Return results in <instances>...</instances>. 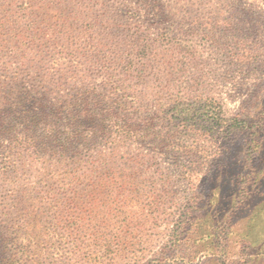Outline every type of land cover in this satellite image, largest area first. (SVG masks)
Instances as JSON below:
<instances>
[{"label":"rangeland","instance_id":"374dc122","mask_svg":"<svg viewBox=\"0 0 264 264\" xmlns=\"http://www.w3.org/2000/svg\"><path fill=\"white\" fill-rule=\"evenodd\" d=\"M27 1L32 8L24 12ZM141 2L161 9L170 21L159 24V16L152 9L144 11ZM161 33L175 35L176 45L170 48L160 43ZM18 34L30 41L28 49L17 44L22 41ZM0 40L5 47L0 48V77L8 79L24 66L36 81L30 84L25 77L13 87L1 84L0 103L10 104L20 90L40 94L48 89L51 101L63 96L69 100L71 94L85 88H95L114 99L118 95L127 102L135 93L146 107L145 118L155 125L154 132L172 144L164 148L128 142V148L119 150L139 151L146 157L144 176L149 180L139 187L163 197L157 207L133 215L146 221L141 227L132 224L125 230L131 237H142L141 241L129 240L127 247L135 250L125 257L141 255L145 262L169 259L168 264H264V245L253 244L247 236L264 199V0H0ZM143 41L154 48L146 69L139 68L138 60L131 57L133 43ZM54 55L72 57L78 64L73 65L77 70L71 81L65 73L69 65L63 66L64 72H54ZM130 59L134 62L128 74L124 66ZM142 73L144 77L139 75ZM46 78L52 86L44 85ZM173 103L179 110L192 104L197 114L183 122L177 114L154 113L160 105L164 111L165 105ZM232 117H240L241 125L231 132L227 124ZM9 144L5 140L3 147ZM5 151H11L13 157L7 163L6 154L0 151V233L11 223H32L17 209L30 213L38 207L41 226L24 232L44 240L56 205L45 198L48 165L26 158L19 163L16 153L20 150L11 147ZM90 151L110 149L105 144ZM160 151L190 154L171 157ZM240 170L245 174L237 183L243 180L242 186L254 193L231 212L226 239L218 247L206 238L199 248L185 242L178 252L171 251L170 230L193 193L200 196L219 190L213 192L216 200L228 191V208L234 192L224 179L236 178ZM217 171L219 189L210 181ZM27 175L26 185H21ZM40 197L44 200H38ZM116 209L113 217L118 236Z\"/></svg>","mask_w":264,"mask_h":264},{"label":"trees","instance_id":"16d2710c","mask_svg":"<svg viewBox=\"0 0 264 264\" xmlns=\"http://www.w3.org/2000/svg\"><path fill=\"white\" fill-rule=\"evenodd\" d=\"M141 5L144 11L152 9L159 16V24L170 21L168 16L164 17L165 13L161 9L150 7L146 2H141ZM31 8L32 5L27 1L24 12ZM152 10L150 12H153ZM172 36L175 35L161 33L160 43L165 42L172 48L176 45ZM17 37L22 40H18L17 44H24L28 49L30 41H25L19 34ZM2 43L0 40V48H5ZM133 50L135 53H132L131 57L138 60L139 68L146 69L154 52L152 44L149 41L133 43L131 52ZM133 62L134 60L130 59L128 65L124 66L128 74L132 72L130 69ZM65 65H69L66 70L63 68ZM73 65L78 64L72 57L68 59L63 58V55H54L52 59L54 72L65 70V73L71 76L66 78L70 81L77 70ZM22 67L21 71L8 79L1 75L3 81H0V85L3 84L4 88L6 84H13V87L14 83L24 82L25 77L28 83L35 84V79L26 74V67ZM141 72L143 71L139 73ZM48 82L46 78L43 83L52 86ZM54 86L58 88V85ZM48 91L46 89L40 94H29L20 90L10 104L5 105V100L0 103V151L6 154V162L10 161L13 153L5 150L12 147L20 150L16 153L19 163L26 158L47 164L45 183L48 195L45 198L56 203L53 207L55 217L45 229L44 240L33 232H24L25 228V231H31L32 228L41 226L39 208H33L30 213L17 209L20 215L25 216L26 220L31 219L32 223L17 226L11 223L6 232L0 233V264H168L169 259L155 258L145 262L141 255L125 257L127 252L132 255V250H135L127 247L129 240H142L140 234L131 237V233L127 235L125 230L132 224L134 227H141L146 221L143 217L135 219L133 215L146 207H157L163 197L139 187L143 181L149 180L144 176L146 157L139 151L119 150L128 148V142H146L164 148L172 146L166 138L154 132L155 125L145 118L146 107L140 102V96L134 93L133 96L127 97V102L121 100L118 95H115L114 99L109 97L108 93H100L95 88H85L75 91L69 100L63 99V96L51 101ZM52 92L50 91L51 94ZM174 104L165 105L164 111H161L160 105L158 109L155 108L154 113L160 116L163 112L172 117L177 114L178 117L182 116L183 122L193 120L192 115L197 114L191 107L192 104L191 109L187 106L182 110L177 108L178 105L173 106ZM239 118L232 117L228 121L229 131L240 127ZM5 140L10 142L8 147H3ZM105 144L110 151H90ZM160 153L171 157L178 154V157H188L190 154L189 151ZM5 170L7 169L4 167ZM220 173L223 174L222 171ZM238 173L240 176L236 175V178L224 179L234 192V200L228 208L225 207L228 202L226 197L231 194L228 191L220 193V199L216 200L213 199V192L219 190L200 196L193 193L186 202L180 219L174 221L176 224L170 230L171 251L178 252L185 242H193L198 247L206 238L215 242L217 247L220 246L230 233L231 212L240 207L250 193H254L249 187L242 186L243 180L237 183L244 177L245 172L240 170ZM247 174L249 176L253 173ZM218 175L217 171L210 178V181L215 182L217 189ZM29 176L24 177L21 185H26ZM253 190L255 191L254 188ZM22 200L24 199H19L18 206L22 204ZM38 200L44 199L40 197ZM262 200V206L254 213V222L247 232L253 244L260 242L261 246L264 245V199ZM59 205L63 206L61 210ZM94 207L97 208L94 210ZM115 208L119 221L118 236L114 230ZM218 218L222 220L217 222ZM258 228L259 233L256 231Z\"/></svg>","mask_w":264,"mask_h":264}]
</instances>
